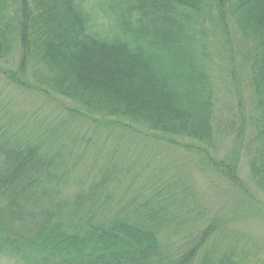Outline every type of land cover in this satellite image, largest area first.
I'll use <instances>...</instances> for the list:
<instances>
[{
	"label": "trees",
	"instance_id": "obj_1",
	"mask_svg": "<svg viewBox=\"0 0 264 264\" xmlns=\"http://www.w3.org/2000/svg\"><path fill=\"white\" fill-rule=\"evenodd\" d=\"M101 1L100 25L86 0H0V258L264 264L169 155L244 190L238 145L216 158L231 132L211 70L215 53L240 56L259 113L247 165L264 192V0ZM42 97L51 112L29 101Z\"/></svg>",
	"mask_w": 264,
	"mask_h": 264
},
{
	"label": "rangeland",
	"instance_id": "obj_2",
	"mask_svg": "<svg viewBox=\"0 0 264 264\" xmlns=\"http://www.w3.org/2000/svg\"><path fill=\"white\" fill-rule=\"evenodd\" d=\"M86 4L93 14L95 22L100 25L105 22L109 23L105 20L109 16L105 12V4L101 0H86ZM235 63H237L236 67ZM211 70L217 89V112L226 126L229 125L231 132V134H227L229 138H222L219 141L216 158L217 160H225L229 157V151L238 145L240 151L235 176L243 184L244 190L233 189L228 186L232 183L217 179L213 173L202 167V164L194 156L184 152L185 150L176 152L178 157L172 152L169 153L171 158L179 159L171 166L179 165L176 171L184 174L188 183H191L193 188L195 187L194 191H197V197L204 199L205 205L213 214L229 219L231 228L233 227L241 233H248L247 237H250L252 242L261 247V257L264 258V192L252 180L247 165L249 157L247 150L251 149H249L248 144L254 136L255 130L253 121L256 120L259 113L251 110L253 102L250 93L251 87L247 82V74L241 65L240 56L231 59L226 52L223 54L215 53L211 59ZM6 95H11L17 102L25 98L19 97L13 88L8 90ZM29 101L35 103L34 108H40L45 113L51 112V109L45 107L42 102L56 106L49 100L45 101L43 97L42 99H29ZM21 105H23V101ZM62 106L63 103L57 104L54 110L56 111L55 116L59 117V109ZM61 110L64 109L61 108ZM42 116L47 117L44 114ZM241 119H244L242 129L240 128ZM0 264L17 263L9 258H0Z\"/></svg>",
	"mask_w": 264,
	"mask_h": 264
}]
</instances>
